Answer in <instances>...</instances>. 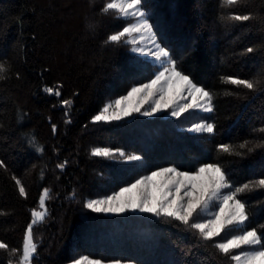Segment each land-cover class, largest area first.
Masks as SVG:
<instances>
[{
    "label": "trees",
    "instance_id": "1",
    "mask_svg": "<svg viewBox=\"0 0 264 264\" xmlns=\"http://www.w3.org/2000/svg\"><path fill=\"white\" fill-rule=\"evenodd\" d=\"M105 4L0 0V64L6 69L0 73V242L8 246L0 249V264L20 259L45 189L48 214L32 228L33 264H69L81 256L135 264H235L232 253L215 247L222 235L207 241L174 219L95 213L86 204L162 167L194 172L216 164L233 190L250 185L237 195L249 217L245 228L264 236V188L255 185L264 179V0L232 7L222 0H143L159 43L178 71L211 93L213 110L177 118L134 113L94 123L108 102L158 70L134 54L125 38L108 42L129 21L115 10L102 12ZM232 14L251 19L235 21ZM229 77L253 81L255 88L227 83ZM198 120L214 132L188 131ZM221 145H230V153ZM95 148L141 159L97 157Z\"/></svg>",
    "mask_w": 264,
    "mask_h": 264
},
{
    "label": "snow or ice",
    "instance_id": "2",
    "mask_svg": "<svg viewBox=\"0 0 264 264\" xmlns=\"http://www.w3.org/2000/svg\"><path fill=\"white\" fill-rule=\"evenodd\" d=\"M241 3V0H222V4L232 7ZM143 0H106L102 12L107 14L115 10L121 18H133L137 21L131 27H124L121 31L111 34L108 42L120 43L122 38L132 34H140V39L133 38L128 43L140 45L144 39L151 40V47H133V52H139L142 55L152 56L155 58L154 63L158 62V71L155 72L154 78L139 87H133L126 96L115 100L103 107L97 114L94 123H110L120 121L138 113L141 116H153L157 112L173 108L171 115L179 116L181 113L188 111L189 108H201L203 111L211 112L212 95L203 87H198L188 75L177 70L176 61L171 57L170 52L160 46L156 41L153 33V25L147 19V13L142 8ZM230 19L235 21H248L249 15L232 14ZM247 52H253V48H247ZM6 71L3 64H0V73ZM0 78H3L0 76ZM227 83L236 86H243L247 89H254L253 81L229 77ZM52 94L53 89L46 90ZM55 95H60L59 91ZM158 97V98H157ZM191 97V103L179 104V100ZM136 98L137 103L131 101ZM152 98L151 107L141 111L144 103ZM67 107L70 101H64ZM194 132H214V126L211 124H196L189 129ZM55 131V126H53ZM264 131V129H261ZM221 150L230 153V145H221ZM240 147H246L242 144ZM93 156L103 158H114L119 156L126 158L128 161H138L141 157L136 155H126L122 151L113 152L108 148H95L92 151ZM2 164V162H0ZM63 167V165H59ZM18 185L19 181L16 182ZM255 185L264 188V179L255 182ZM232 188L229 183L226 172L216 164H206L198 170L190 173L180 171L175 167H162L154 170L150 175H145L136 179L127 187H122L112 195L104 199H95L87 202L86 207L95 213L104 214H124L126 212L150 213L154 216L166 217L180 221L191 228L196 229L204 240L212 241L214 237L228 228L230 231L227 238L215 243V247L224 255L228 256L235 264H264V236L256 229H246L245 223L249 217L246 213L245 203L237 198L239 193L250 188L249 184L236 187L230 194L222 195L221 190ZM22 196H26L25 188L19 187ZM183 193V195H181ZM49 191L45 189L39 200V205L45 209V200L49 199ZM214 200L222 202L216 207L212 219L207 223L196 222L193 219L200 212H206L209 205ZM46 215V209L43 212L33 211L32 216L43 221ZM37 219H33L35 224ZM233 230H239L241 234H231ZM247 246L251 251L236 253L234 250ZM7 245L0 242V249H7ZM15 251V250H13ZM37 252V244L33 238V229L30 224L25 232V238L22 242L21 264H31ZM72 264H101L100 260H89L87 257L73 260ZM119 264V261L116 262Z\"/></svg>",
    "mask_w": 264,
    "mask_h": 264
},
{
    "label": "rangeland",
    "instance_id": "3",
    "mask_svg": "<svg viewBox=\"0 0 264 264\" xmlns=\"http://www.w3.org/2000/svg\"><path fill=\"white\" fill-rule=\"evenodd\" d=\"M148 19V18H147ZM129 22H128V24L126 25V27H131V26H133L134 24H136L137 23V21L135 20V19H133V18H128L127 19ZM149 21V20H148ZM150 23V22H149ZM153 33H154V31H153ZM154 37H155V39H156V41L159 43V41H158V39H157V37H156V35H155V33H154ZM133 38H135V39H137V40H139L140 39V34H132V35H130V36H128V37H126L125 39H126V41L128 42V41H130V40H132ZM160 44V43H159ZM130 45H131V50H132V48L133 47H137V46H140V47H144L145 49H147V48H149V47H151L152 45H151V40L150 39H147V38H145L144 39V41H143V43H141L140 45H134V44H131L130 43ZM160 46H161V44H160ZM133 52V51H132ZM134 54H138V55H141V56H144V57H146L147 59H149L150 61H152L153 63H154V60H155V58L154 57H152V56H146V55H142V54H140L139 52H133ZM157 66H158V62L157 63H155ZM158 71V70H157ZM147 83V82H146ZM141 85V84H140ZM140 85H138V86H134V87H139ZM199 87V86H198ZM133 88V87H132ZM131 88V89H132ZM131 89L129 90V91H131ZM128 91V92H129ZM127 92V93H128ZM127 93L125 94V95H123V96H126L127 95ZM123 96H121V97H123ZM121 97H119V98H116V99H114V100H112V101H110V102H108L107 104H109V103H113L115 100H117V99H120ZM158 98V97H157ZM138 101H137V99L136 98H134L132 101H131V103H133V104H136ZM192 102V98L191 97H186L185 99H183V100H179V104H185V103H191ZM151 103H152V98H149V100H148V102H146V103H144V105H143V107L141 108V111H144V110H146V109H149L150 107H151ZM106 104V105H107ZM172 110H173V108H168V109H166V110H163V111H160V112H157L155 115H153V116H146V117H155V116H159V115H161V114H165V115H167V116H171V117H173V118H177V117H180V116H182V115H184V114H186V113H188V112H199V113H208V112H206V111H203L201 108H196V107H193V108H189L188 109V111H186V112H183V113H181L179 116H173V115H171V112H172ZM134 114V113H133ZM209 124L208 122H206V121H204V120H198V121H196V122H194L191 126H189L188 128H187V130L188 131H190L189 129H191V128H193L196 124ZM190 132H193V133H202V132H194V131H190ZM204 166V165H203ZM169 167H171V166H169ZM202 167V166H201ZM158 170V169H157ZM190 173H192V172H190ZM151 174V172L150 173H147V174H145V175H150ZM145 175H143V176H145ZM142 177V176H141ZM134 183V182H133ZM130 185V184H129ZM128 185V186H129ZM125 187H127V186H125ZM49 191V190H48ZM119 191V190H118ZM233 191V189L231 188V189H229V188H224V189H222L221 190V193H222V195H227V194H230L231 192ZM117 192V191H116ZM115 193V192H114ZM113 194V193H112ZM112 194H109V195H112ZM109 195H107V196H109ZM181 195H183V193H181ZM41 197H42V195H41ZM106 196H101V197H96V198H91V199H88V201H90V200H95V199H104ZM87 201V202H88ZM222 201L221 200H214V201H212V203L209 205V209L206 211V212H200L199 210H198V218H197V215H194V217H193V219L194 220H196V222H203V223H207V221L208 220H210V219H212V216H213V214L216 212V211H218V208L216 207V205H218V204H220ZM45 209H46V215H45V217H44V219L46 218V216H47V214H48V207H47V199L45 200ZM45 209H42L41 207H40V205L38 206V207H36L35 209H33V211H37V212H43ZM126 213H137V214H143V213H140V212H131V211H129V212H126ZM145 214V213H144ZM148 214H150V213H148ZM33 219H37V222L35 223V224H32V221H33ZM43 219V220H44ZM32 221H31V225H32V228L34 227V225H36V224H38V223H40L41 221L38 219V218H34L33 216H32ZM250 230V229H249ZM229 229L228 228H226L221 234H220V236L222 235L225 239L227 238V234L229 233ZM231 234H233V235H239V234H241V232L239 231V230H233L232 231V233ZM252 249H249L247 246H243L242 248H240V252H238V253H242V252H244V251H251ZM21 257H22V254H21ZM21 257H20V259L18 260V261H15V260H13L10 264H21ZM83 257H87L89 260H99V259H95V258H91V257H88V256H81V257H79L78 259H82ZM77 259V260H78ZM101 261V264H116V262L117 261H113V262H105V261H102V260H100ZM31 264H33V260L31 261ZM69 264H72V263H69ZM119 264H135V263H133V262H121V261H119Z\"/></svg>",
    "mask_w": 264,
    "mask_h": 264
}]
</instances>
